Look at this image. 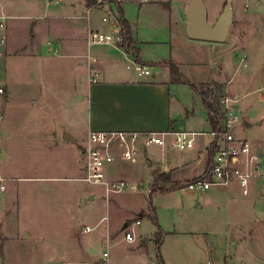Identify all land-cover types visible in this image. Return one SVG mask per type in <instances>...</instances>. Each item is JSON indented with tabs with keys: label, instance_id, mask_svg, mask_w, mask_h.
Listing matches in <instances>:
<instances>
[{
	"label": "rangeland",
	"instance_id": "rangeland-1",
	"mask_svg": "<svg viewBox=\"0 0 264 264\" xmlns=\"http://www.w3.org/2000/svg\"><path fill=\"white\" fill-rule=\"evenodd\" d=\"M238 1H243L245 6L246 0H233L235 9ZM49 2L0 0V14L8 16L5 31L8 52L0 64V84L8 89V95L0 98V118L4 117V121L0 122V129L7 128L13 119L23 113L37 111L41 97L46 100V89L51 88L42 87L40 90L38 84L39 76L44 81L48 79L46 71L58 72L51 83L61 85L65 97L71 94V77L51 69L52 66L57 68L60 59L58 55L61 53L59 51L58 55H53V47L50 51L46 44L44 16L48 17L61 5H57V1L48 5ZM140 2L138 1V47L141 58L149 64L151 71L155 67L154 63L159 61L177 62L190 71L191 82L200 84L214 78L223 51L230 52L233 47L229 41L226 44H211L192 40L187 36L186 26L183 24V29L180 28L179 22H187L185 12L178 14L180 5H177L170 20L167 4L159 3L141 9ZM109 8L113 14L119 15L115 3ZM126 9L130 18L135 16L134 6L127 5ZM102 15L104 14L101 13L100 18L105 22L106 18ZM209 19L212 23L215 22L212 17ZM263 28L261 26L256 29L262 43ZM233 29V32L238 31L237 27ZM34 34H37L36 38H33ZM39 46L47 57L46 64L33 55L32 50ZM103 48V45L92 46V50L96 52ZM130 55L134 59L137 56L134 51ZM248 64L249 67H242L237 72L238 63L233 64L220 80L222 84L219 81L211 82L204 85L203 89H210L211 100L214 102L222 95L230 98L241 96L238 101L234 98L241 118L234 133L237 138L248 140L255 152L264 154V48L254 57L249 56ZM80 69L77 71H81ZM30 74L37 76L36 79L29 78ZM224 84L230 94L226 92ZM181 85L182 96L192 95L193 114L189 118L183 115L179 128L182 131L202 130L199 125L206 120L203 103L192 94L189 86ZM43 103H48L49 108L53 104L48 100ZM32 104H36L35 107ZM202 138L210 140L205 136ZM7 146L11 156L23 155V152L18 154L15 151L14 143ZM147 157L158 159V151L154 148L148 150ZM114 158L115 161L119 160L118 163L124 164L123 167L116 168L113 175L129 186L136 187L135 191L128 188L124 192L111 194L109 199L103 195L89 201L83 195V190H100L101 186L72 180L46 182L43 184L45 190L51 188L57 192L58 196L53 198L48 193L38 192V188L31 192L32 187L41 185L39 182L29 183L16 179L6 182L5 190L0 188V249L4 264H43L40 256L41 243L25 237L26 227L41 229L52 240L71 250L83 245L89 256L86 262L100 256L108 233L110 264H158L155 237L162 232L160 253L165 264H264V199L257 183L251 187L249 196H244L241 187L234 183L205 193L177 191L175 194L155 197L157 192L152 193L150 172L140 151L137 163L120 158L116 151ZM79 160H84L81 153ZM23 164L0 163L1 176L22 175ZM27 164L33 166L43 163H25ZM79 164L85 166V163ZM33 169V172L41 171L39 167ZM45 172L54 173L49 169ZM180 187L182 186L178 184L173 189L180 190ZM137 219H141V225L135 224ZM100 220L101 225L97 226ZM126 223L129 224L128 231L134 233L138 242L130 244L126 241L125 232L120 231ZM86 226L94 228L93 231L84 234ZM4 238L7 239L3 245ZM137 243L138 248L135 249ZM79 252L82 253L74 251L75 258H79Z\"/></svg>",
	"mask_w": 264,
	"mask_h": 264
},
{
	"label": "crops",
	"instance_id": "crops-1",
	"mask_svg": "<svg viewBox=\"0 0 264 264\" xmlns=\"http://www.w3.org/2000/svg\"><path fill=\"white\" fill-rule=\"evenodd\" d=\"M49 1L48 5L53 1H57V5L60 3L61 7L55 9L48 17L44 16V29L47 30L46 44L50 51H52L51 47H53V55H58L59 51L61 54L58 55L60 59H58L57 68L52 65L46 66H52V70L60 71L64 76L69 75L72 81V90L71 94L65 97V92L64 94L62 92L63 87L51 83L58 75V72L50 73L46 71L48 79L44 81L39 76L38 84H40V90L42 87L51 88L50 90L46 89L45 95L46 100L53 102L51 108L48 107V103H43L46 100L41 97L37 111L23 113L13 119V122L9 123L7 128L0 129V163H24L21 167L23 170L22 175L4 177L1 176L2 173L0 172V179L4 180L3 186L5 187L6 182L14 181L15 179L29 183L39 182L41 185L32 187L31 192L38 188V192L48 193L53 198H56L58 196L57 192L51 188L45 190L46 187L43 184L46 182L58 183L65 180L81 182L78 181V178L83 176L84 166L82 167L79 163H84V160L80 162L79 154L83 155L82 149L87 145L91 132H124L137 133L139 135L165 134V147L141 145L140 155L142 160L147 162L145 164L150 172L149 176L152 186L156 175L164 174L170 180L169 183L160 184L161 188L170 192L167 194L157 192L155 197L183 191L173 190V188L178 184H183L201 176L207 168V163H209L212 126L204 104L206 120L199 125L202 130H180L179 124L182 116L186 115V118H189L193 114L191 111L193 99L192 95H181L183 85L171 83L170 71L164 61L154 63L155 67L151 71V75L140 76L137 71L138 62L119 45L108 44L103 45L104 48L100 51L92 50L93 45L89 41L91 33L100 32L108 35H121V27L118 21L119 15L116 16L112 13L109 8L112 5L111 2L105 1L101 6L88 8L87 0H78V2L66 0V3H63L64 0ZM138 1L140 2L141 0H115L122 8L125 19L130 24L133 46L137 50V56L139 53L142 63L149 66L141 58V50L138 47L140 42L138 34V25L140 23ZM190 1L149 0L148 2H140V8L159 3L167 4L166 7L171 20L177 5H180L179 12H177L178 14H182V11L185 12L187 22L185 23L182 20V24L179 22V25L181 30L183 29V24L188 30L189 22L186 11ZM226 1L205 0L209 17H212L215 22L220 16ZM242 2L238 1L237 9H235L232 1L233 24L230 27L226 41L223 43L226 44L229 41L233 47L230 52L223 51L221 63L218 64L217 74L214 78L200 84L192 83L204 86L208 83H217L219 81L222 84L223 82L220 80L227 74L233 64L238 63L236 72L242 67H249V56L254 57L255 54L260 52V49L264 48V42L262 43L258 39V32L256 31L261 26L264 27V0H246L245 6H243ZM127 5L128 7H135L136 13L134 17L130 18L126 9ZM101 13L106 18L105 22H102V17L100 18ZM0 17L5 18L6 21L8 20V16L3 13L0 14ZM34 26L36 27V25ZM236 27L238 31L233 32V28ZM36 37L37 34H34L33 38ZM41 50L42 47L39 46L32 52L35 57L46 64L48 63L47 57ZM175 64L179 65L183 75L191 81L190 71L182 64L177 62ZM78 68H81V71H77ZM28 77L36 79L37 76L30 74ZM224 87H226V92L230 94L226 84H224ZM192 92L202 101L198 94L193 90ZM7 95L8 89L6 88ZM40 95H42V91ZM234 98L238 101L241 96L235 95ZM35 105L32 104L34 107ZM3 121L4 117L0 118V122ZM245 125L249 126V123L245 122ZM181 132L195 135V147L192 150L181 152L171 147V143L175 138L174 134ZM204 136L210 140L201 139ZM11 143L16 145L15 151L18 154L23 152L22 156L20 154L11 156L7 146ZM153 148L158 151V159L156 160L147 157L148 150ZM119 157L121 158L120 154ZM114 162L107 169V178L109 181H121L113 173L116 168L123 167L124 163H118V159L116 161L114 159ZM25 163L43 164L32 166V164L25 165ZM35 167H39L41 171L33 172ZM47 169L53 170L54 173H46L45 170ZM89 185L102 187L100 190L91 188L83 190V195L85 194L89 201H94L97 196H106L104 185ZM5 188L1 190L4 191ZM140 217L142 218L143 215L141 214ZM101 221L97 223V226L101 225ZM126 225L127 227L125 228ZM128 227L129 224L126 223L120 231L126 234V232H130ZM86 228H90L91 231L87 232ZM93 229L90 226H86L84 234L92 232ZM81 234H83L82 231ZM24 235L26 238H31L41 243L40 256L43 259L41 261L43 264H94L101 258L105 249L104 245L99 257L86 262L89 256L85 253L83 245L71 250L69 247H63L56 240H52L53 238L48 237L41 229L37 230L30 227H26ZM106 235L108 236V233ZM101 236L104 240V234ZM6 239H3V245ZM135 242H138L136 237L135 241L130 244ZM3 245L1 248H3ZM137 248L138 243L135 245V249ZM77 250L82 251V253L79 252V258H75L74 255V251Z\"/></svg>",
	"mask_w": 264,
	"mask_h": 264
},
{
	"label": "built area",
	"instance_id": "built-area-1",
	"mask_svg": "<svg viewBox=\"0 0 264 264\" xmlns=\"http://www.w3.org/2000/svg\"><path fill=\"white\" fill-rule=\"evenodd\" d=\"M149 0H141L148 2ZM103 0H97V6H101ZM6 19L0 17V64L5 59L7 52ZM121 34V32H120ZM92 45H121L122 35H108L100 32H93L89 37ZM137 71L140 76L151 75V68L146 64H138ZM95 82V80H93ZM6 96V87L0 84V98ZM234 98L222 95L219 99V119L218 125L211 130L212 143L210 150L212 158L205 172L190 181L182 184L181 190L205 193L214 187H226L237 183L244 196H249L254 183L261 189V197L264 199V154L253 150L252 144L246 139L237 138L234 130L241 123V118L237 112ZM175 138L171 147L178 151L185 152L195 147L194 134L175 133ZM141 145L160 147L166 146L165 134L139 135L137 133H101L91 132L87 145L82 149L84 156V174L78 181L104 185L106 188V198L111 194H118L128 190L135 191L136 187L129 186L125 181H109L107 169L114 163V152L121 155V158L137 163ZM3 179H0L1 189H4ZM141 219H137L135 224L140 225ZM86 231H91L86 228ZM125 239L129 243L135 241L132 232H126ZM109 236L106 237L105 250L102 256L94 264H110ZM0 264H4L3 255L0 249ZM226 264V263H222Z\"/></svg>",
	"mask_w": 264,
	"mask_h": 264
},
{
	"label": "trees",
	"instance_id": "trees-1",
	"mask_svg": "<svg viewBox=\"0 0 264 264\" xmlns=\"http://www.w3.org/2000/svg\"><path fill=\"white\" fill-rule=\"evenodd\" d=\"M105 2V1H104ZM106 2H111L115 3L118 6L119 9V24L121 27V35L123 37V42L121 43L120 47L125 50L127 54H131L132 51L137 55V50L133 46V38H132V30L130 27L129 22L125 19V16L123 14L122 8L120 5L115 2V0H108ZM97 6V0H87V7L88 8H93ZM135 60L138 62V64H143L141 59L139 58V53L138 56L135 57ZM165 64L168 65L169 71H170V76H171V83L172 84H184L189 86L196 94H198L203 101V104L208 111V116L209 120L212 126V129H214L218 125V119H219V113H220V107H219V99L217 101H212L211 100V91L210 89H203V86H198L191 81H189L180 71V68L178 67L177 64L173 62H164ZM212 158V151L209 148V161ZM209 163H207L208 166ZM169 178L167 176L163 175H156L155 181L152 186V193L153 192H162V193H168L170 191L165 190L160 187V184L162 183H169ZM180 186H182L180 184ZM182 187L179 189L181 190ZM174 190V189H173ZM151 197V195H150ZM153 209V213H154ZM160 229V228H159ZM162 232H159L156 237H155V245H156V250H157V258H158V264H165L161 253V245L163 242L162 239Z\"/></svg>",
	"mask_w": 264,
	"mask_h": 264
},
{
	"label": "water",
	"instance_id": "water-1",
	"mask_svg": "<svg viewBox=\"0 0 264 264\" xmlns=\"http://www.w3.org/2000/svg\"><path fill=\"white\" fill-rule=\"evenodd\" d=\"M233 0L226 4L215 23L209 21L205 0H191L186 11L189 22L187 35L190 39L223 43L226 41L233 24ZM127 225L125 226V228Z\"/></svg>",
	"mask_w": 264,
	"mask_h": 264
}]
</instances>
